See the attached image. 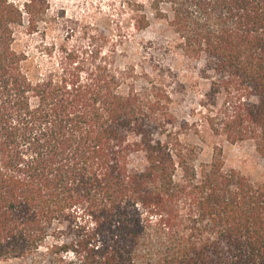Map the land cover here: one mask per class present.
Returning <instances> with one entry per match:
<instances>
[{"label":"trees","instance_id":"obj_1","mask_svg":"<svg viewBox=\"0 0 264 264\" xmlns=\"http://www.w3.org/2000/svg\"><path fill=\"white\" fill-rule=\"evenodd\" d=\"M132 1V30L147 9L206 82L200 126L172 113L171 66L91 42L57 58L46 43L39 64L18 38L50 0H0V262L264 264V182L190 140L203 128L264 161V0Z\"/></svg>","mask_w":264,"mask_h":264},{"label":"rangeland","instance_id":"obj_2","mask_svg":"<svg viewBox=\"0 0 264 264\" xmlns=\"http://www.w3.org/2000/svg\"><path fill=\"white\" fill-rule=\"evenodd\" d=\"M131 3L128 8L125 0H50L45 24L41 23L39 32L31 36L22 33L18 38V44L22 49L28 50L39 64L46 60L40 48L46 43L54 46L53 54L57 58L60 46L72 48L91 42L105 49L111 44H116L119 47L117 62L121 66L136 65L138 70L142 67L148 72L153 68L154 63L165 68L171 66L174 73L180 77L178 83L174 79L170 84L174 94L172 113L178 123L195 122L200 126V113L206 106L203 97L207 90L206 82L198 80L192 69L188 68L190 70L188 74L183 72L188 70L183 60L174 56L169 48L175 41V36L164 22L151 19L147 9L151 26L143 32L132 30L131 10L139 7L135 1ZM119 38L123 39L122 46L116 41L120 40ZM220 102L219 99L218 104ZM200 130L203 131L201 134L205 141L193 134L190 140L201 148L202 160L209 161L213 146L221 145L226 168L235 169L255 181L264 182V161L249 144H228L213 138L203 128ZM0 264L19 263L0 262Z\"/></svg>","mask_w":264,"mask_h":264}]
</instances>
